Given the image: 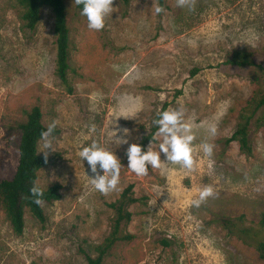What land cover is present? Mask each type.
<instances>
[{
    "label": "rangeland",
    "instance_id": "1",
    "mask_svg": "<svg viewBox=\"0 0 264 264\" xmlns=\"http://www.w3.org/2000/svg\"><path fill=\"white\" fill-rule=\"evenodd\" d=\"M64 3L72 93L54 72L51 11L44 8L31 30L15 0H0V180L13 174L19 124L38 105L43 125L55 121L56 127L51 137L55 151H49L50 161L38 170L36 183L60 185V198L42 204L44 222L25 210L20 234L13 232L0 205V264H87L86 254L95 255L93 247L109 232L113 209L108 203L129 183L140 198L130 205L125 228L134 238L117 241L102 264H263L255 237L246 238L240 230L264 240V227L259 228L264 126L255 123L264 106L249 124L250 156L237 141L226 144L225 139L241 109L264 86L254 66L225 61L234 50H247L255 64L264 66V0H190L191 8L164 0L158 14L157 0H113V12L100 31L88 29L74 0ZM163 106L182 110L193 123L194 168L164 161L161 153V169L149 166L148 175L137 176L127 168L126 149ZM120 109L136 116L111 125ZM210 124L216 126L214 136L207 133ZM113 128L129 129L128 142L112 143ZM155 135L151 147L158 150L162 138ZM93 140L121 161L118 190L108 194L93 189L88 175L95 174L77 154ZM202 140L213 144L211 156L200 151ZM41 144L40 138L38 152ZM204 186L215 194L193 206Z\"/></svg>",
    "mask_w": 264,
    "mask_h": 264
},
{
    "label": "trees",
    "instance_id": "2",
    "mask_svg": "<svg viewBox=\"0 0 264 264\" xmlns=\"http://www.w3.org/2000/svg\"><path fill=\"white\" fill-rule=\"evenodd\" d=\"M15 1L21 8L20 19L24 26L31 30L35 29L40 21L44 8H48L51 11L53 16L52 32L55 44L54 72L64 89L68 93H72L73 86L68 77L69 36L64 0ZM122 1L127 4L129 0ZM157 3L161 8L165 5L164 0H157ZM75 6L79 9L82 7V5H77L76 3ZM225 63L238 67L254 66L256 72L259 73V81L264 86V66L255 64L250 52L247 50H234ZM197 70L198 68H195L191 71V74ZM263 106L264 90L251 97L241 109L237 126L231 135L225 139V143L237 141L239 149L244 154L250 156L252 148L249 141V124L254 112ZM160 110H165V106ZM41 118L42 113L38 105H34L26 111L25 120L19 124L20 135L17 142L18 162L16 168L9 178L0 180V205L9 225L16 234H20L23 231L25 210L38 221L44 222L45 216L42 204L60 198V185L57 183L44 188V195L40 204L35 203V197L30 192L33 183L36 182L38 170L50 161L48 156L45 159V156L37 150L41 132L46 130ZM155 118L156 115L149 123L147 130L140 135L136 142L140 143L145 149L151 140L155 141L153 139V136L157 132V126L153 124ZM255 123L257 127L264 126V115L259 116L255 120ZM132 188V183L127 184L119 196L114 201L108 203V206L113 209L109 232L100 243L93 247L95 255L86 254L87 264H102L104 256L117 241H129L134 238V234L125 229L132 217V211L129 209L130 205L140 200V198L134 196ZM263 227L264 211L261 213L259 220V228L262 229ZM240 232L246 238L255 237L253 238V243L264 264V240L256 237L258 235L251 233L247 228L241 229ZM162 242L166 245L168 244L167 241Z\"/></svg>",
    "mask_w": 264,
    "mask_h": 264
},
{
    "label": "clouds",
    "instance_id": "3",
    "mask_svg": "<svg viewBox=\"0 0 264 264\" xmlns=\"http://www.w3.org/2000/svg\"><path fill=\"white\" fill-rule=\"evenodd\" d=\"M75 3L82 5L81 15L86 18L87 27L90 30H102L105 26V18L113 12V0H75ZM177 3L182 8L192 7L190 0H177ZM154 10L158 14L162 11V8L157 6ZM118 67L113 65L116 70H118ZM133 116H136L135 111L120 109L114 114V123L111 125L117 123V118H130ZM153 124L157 126V134L162 138L159 140L158 150L152 149V140L146 149L140 143L133 142L128 144L126 149L127 168L137 176H146L149 172V166L151 169L162 168L161 153H164V161L192 170L194 168L193 142L196 140V133L193 123L184 118V112L180 109L158 110ZM55 127L56 122L53 121L46 130L41 132L42 144L39 152L44 153L45 159H47L50 150L55 151L51 139ZM118 132L123 134L117 135ZM128 132L129 129L127 128H113L110 131L109 140L118 144V146L122 143H127ZM207 133L209 136L215 135V124L208 125ZM153 139H156V135L153 136ZM199 149L205 156H211L213 144L208 142V140H202L199 144ZM77 154L82 162L87 161L90 171L95 174L93 176L88 175L90 184L95 191L108 194L118 190L121 161L115 151L93 140L89 144L80 146ZM30 192L35 197V203L40 204L44 195V188L39 183L34 182ZM214 194L211 186H204L198 191L197 197L191 203L193 206L199 207Z\"/></svg>",
    "mask_w": 264,
    "mask_h": 264
}]
</instances>
